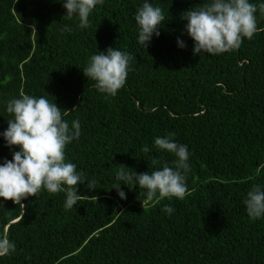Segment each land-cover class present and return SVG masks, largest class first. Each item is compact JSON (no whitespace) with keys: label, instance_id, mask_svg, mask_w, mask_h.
Instances as JSON below:
<instances>
[{"label":"trees","instance_id":"trees-1","mask_svg":"<svg viewBox=\"0 0 264 264\" xmlns=\"http://www.w3.org/2000/svg\"><path fill=\"white\" fill-rule=\"evenodd\" d=\"M144 2L104 0L81 28L63 0H0V164L19 150L2 135L13 118L7 102L44 97L70 129L79 121L65 159L84 181L71 209L66 191L42 188L24 207L0 197V238L15 245L0 264H264V215L250 218L244 203L254 185L264 190V0H249L253 38L220 54H194L182 18L210 0H147L165 17L147 48L135 20ZM109 47L131 57L115 96L83 72ZM170 133L189 150L183 199L157 192L148 201L146 189L116 180L120 164L129 173L175 168L177 157L154 142Z\"/></svg>","mask_w":264,"mask_h":264},{"label":"clouds","instance_id":"clouds-1","mask_svg":"<svg viewBox=\"0 0 264 264\" xmlns=\"http://www.w3.org/2000/svg\"><path fill=\"white\" fill-rule=\"evenodd\" d=\"M103 2L104 0H63V7L67 10L68 18L78 15L80 27L87 28L89 14ZM259 10L264 13V3L259 5ZM256 12L257 5L249 0H210L200 8L184 12L182 18L187 20L186 31L195 42L194 54L202 51L220 54L238 48L243 38L251 40L257 32ZM135 20L139 25V43L147 48L153 34L157 37L160 35L159 28L165 20L162 9L145 0L138 8ZM177 43L181 48L186 47L185 42L179 38ZM130 59L126 52L109 47L106 53L92 55L83 72L86 77L96 81V88L100 92L115 96L126 82ZM6 111L13 118L8 119V127L2 135L8 146H18L19 150L13 151L11 160L5 159L0 164V197L24 207L22 199L36 196L42 188L50 193L66 191L65 208L71 209L81 200L82 195L77 194V185L84 181L83 173L77 172L76 165L66 162L65 147L73 139L79 138V121L73 120L70 129L69 123L62 119L61 108L56 103L28 94L9 100ZM67 114L68 112L64 113ZM173 136V133L158 136L154 142L158 148L177 157L174 161L175 168L165 164L150 174L129 173L125 171L127 166L120 164L116 180L122 181L129 188L138 185L139 188L146 189L148 201L157 192L161 199H183L188 193L185 174L190 169L189 150L187 145L175 142ZM142 151L147 153L149 149L145 146ZM152 163L155 165L158 161L153 160ZM62 185L67 187L62 188ZM120 185L121 183L113 188L121 199H126ZM244 203L250 218L261 217L264 215V190L254 185L247 193ZM163 211L170 215L174 209L165 205ZM14 250V243L7 237L0 238V256L8 255Z\"/></svg>","mask_w":264,"mask_h":264}]
</instances>
